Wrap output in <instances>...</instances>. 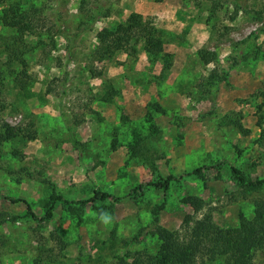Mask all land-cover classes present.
Returning <instances> with one entry per match:
<instances>
[{
  "label": "rangeland",
  "instance_id": "rangeland-1",
  "mask_svg": "<svg viewBox=\"0 0 264 264\" xmlns=\"http://www.w3.org/2000/svg\"><path fill=\"white\" fill-rule=\"evenodd\" d=\"M240 1L0 0V15L17 4L39 24L22 66L0 21V123L34 132L0 146V264H115L155 255L185 216L264 221V183L232 171L264 182V0ZM131 15L162 35L163 58L138 30L129 51L102 49L98 34ZM168 176L165 192L147 185ZM96 190L111 198L87 201ZM51 194L52 217L32 219L21 201L41 219Z\"/></svg>",
  "mask_w": 264,
  "mask_h": 264
},
{
  "label": "trees",
  "instance_id": "trees-1",
  "mask_svg": "<svg viewBox=\"0 0 264 264\" xmlns=\"http://www.w3.org/2000/svg\"><path fill=\"white\" fill-rule=\"evenodd\" d=\"M154 1L161 2L162 0ZM226 1L230 2L231 6L235 9L245 10L240 0ZM30 10H22V7L16 4L3 9L0 15V21L3 26L13 29L16 33L15 36L11 37L9 43H5L8 52V61L18 62L22 66H25L23 55L29 52L24 38L27 34H33L39 28V24L34 19V12H30ZM108 13L109 5L105 4L102 7L100 16L107 17ZM134 30L139 31L137 34L142 38L144 51L148 55L163 58L162 35L150 23L145 22L140 15H131L126 22L118 24L113 30H102L98 34L99 44L102 45L103 50L124 49L127 52L130 49V32ZM203 60L206 61L205 57ZM165 65V67H169L168 62ZM29 134L33 135L34 132L30 131L25 133L21 129L1 121L0 146L2 143L18 136L30 137ZM71 144L76 149L80 147V144L74 138H71ZM200 171V169H196L194 173L199 174ZM232 171L242 186L255 189L264 183L263 181H246L236 169ZM173 181H177L176 178L168 176L163 181L149 183L147 185L165 192ZM137 189H141V186ZM110 198L111 196L109 194L96 190L87 201L101 203ZM5 199H8L11 203L21 201L10 198ZM60 200H63L61 196L51 194L41 219L31 212L26 201L21 202L26 206V211L32 219L49 220L52 217L54 204ZM74 203L81 204L82 202ZM162 208L161 206L155 210L154 223L158 222V212ZM199 210V205L194 207V211ZM258 253L264 255V221L261 223L249 222L240 227L220 229L212 223L209 216H202L196 220L192 219L191 216H185L179 231L165 243L161 244L155 255L146 253L130 255L126 253L121 257H116L115 264H207V261L211 262L216 258H222L223 264H254L253 257Z\"/></svg>",
  "mask_w": 264,
  "mask_h": 264
}]
</instances>
